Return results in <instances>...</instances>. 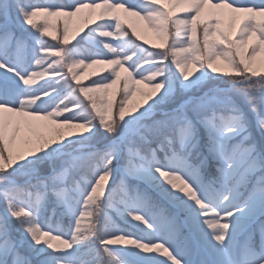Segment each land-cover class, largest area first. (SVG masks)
I'll return each instance as SVG.
<instances>
[{"label":"snow or ice","instance_id":"snow-or-ice-1","mask_svg":"<svg viewBox=\"0 0 264 264\" xmlns=\"http://www.w3.org/2000/svg\"><path fill=\"white\" fill-rule=\"evenodd\" d=\"M0 264H264V0H0Z\"/></svg>","mask_w":264,"mask_h":264},{"label":"rangeland","instance_id":"rangeland-1","mask_svg":"<svg viewBox=\"0 0 264 264\" xmlns=\"http://www.w3.org/2000/svg\"><path fill=\"white\" fill-rule=\"evenodd\" d=\"M144 35H145V39H146V40H151L153 44H155V43H159V41L155 38L153 32L151 33V35H150V34H149V35L144 34ZM100 69H101V66L97 65V66H94V67L91 68V69H87V70H85V71L83 72L82 76H81V81H82L83 83H87L88 79L95 78V77L93 76V72L99 74V73H100ZM141 86L143 87L144 85H141ZM117 87H118V88H119V87H122V82H121L120 84H118ZM137 97H139V95H137ZM137 97L134 98L133 102H135V100H137ZM115 98H116V99H119V96H117V97H115ZM87 222H88V220H87V218H85V221H84L83 223H87Z\"/></svg>","mask_w":264,"mask_h":264},{"label":"bare ground","instance_id":"bare-ground-1","mask_svg":"<svg viewBox=\"0 0 264 264\" xmlns=\"http://www.w3.org/2000/svg\"><path fill=\"white\" fill-rule=\"evenodd\" d=\"M139 23H140L141 25H144L145 22L140 21ZM151 33H152V31H151L150 29H145L144 34H146V35H149V34H150V35H151ZM137 99H139V97H137Z\"/></svg>","mask_w":264,"mask_h":264}]
</instances>
